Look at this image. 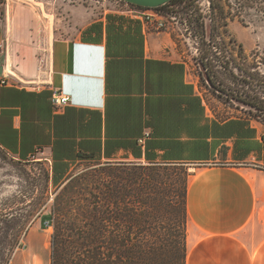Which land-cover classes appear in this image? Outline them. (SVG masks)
I'll return each mask as SVG.
<instances>
[{
    "label": "crops",
    "instance_id": "0c3cea01",
    "mask_svg": "<svg viewBox=\"0 0 264 264\" xmlns=\"http://www.w3.org/2000/svg\"><path fill=\"white\" fill-rule=\"evenodd\" d=\"M9 1L0 4V67L40 84L39 72L22 73L15 55L41 52L42 78L51 86L0 85V148L19 162L40 158L60 168L186 167V264H264V153L243 150L247 140L263 147L264 131L244 118L220 117L182 54L158 44L161 32L105 15L64 39L38 29V19L21 20L32 5L15 0L21 4L10 13ZM52 89L68 95L70 105L56 111ZM147 127L152 138L140 148ZM40 231L28 232V256L16 255L13 264H50L43 241L30 248Z\"/></svg>",
    "mask_w": 264,
    "mask_h": 264
},
{
    "label": "rangeland",
    "instance_id": "374dc122",
    "mask_svg": "<svg viewBox=\"0 0 264 264\" xmlns=\"http://www.w3.org/2000/svg\"><path fill=\"white\" fill-rule=\"evenodd\" d=\"M22 1L26 7L32 5L30 12L20 14L22 21L38 19V29H55V36L64 39H74L86 25L105 15L127 11L124 2L115 0ZM16 3L21 4L9 1L10 13ZM159 11L167 22L165 29L157 31L161 32L158 44L164 40L182 54L192 77L199 75L201 91L224 112L220 117L244 118L264 131V113H250L249 108L220 96L206 82L199 63L207 48L202 43L213 35L215 47L209 63L219 72L216 84L222 81L235 90L238 82L240 93L263 98L264 0H181ZM42 54L27 48L15 56L22 63V73L39 72L43 82L45 73L37 71ZM230 56L256 75L257 81L244 83L242 78H249L236 69L231 81L232 66L228 70L219 63L225 65ZM188 173L181 166L78 163L55 185L49 163L40 158L19 162L0 148V264H13L18 254L28 256L23 251L29 250L27 235L32 228L43 232L34 237L30 248H38L37 243L43 241L50 264H182Z\"/></svg>",
    "mask_w": 264,
    "mask_h": 264
},
{
    "label": "trees",
    "instance_id": "16d2710c",
    "mask_svg": "<svg viewBox=\"0 0 264 264\" xmlns=\"http://www.w3.org/2000/svg\"><path fill=\"white\" fill-rule=\"evenodd\" d=\"M181 0H173L170 3H168L165 6L160 7L157 10H161L162 8H165L168 5H174L178 2H180ZM213 7V5H212ZM139 8V7H138ZM116 18V16H112V15H108V19H114ZM117 19L120 20H124V17H118ZM205 37V36H204ZM213 35H211L209 37V41L208 43H205V41H203V45H205L207 48L203 49V53H202V57H200L199 59V63L202 66L203 72H204V76H205V80L208 83V85L213 88L216 92H218L220 94V96H225L228 100L235 101L238 104H241L247 108H249L250 113H264V97L261 98V96H259L258 94H252L251 93H240L237 89L239 86V83L237 82V87L235 90H233L232 88L228 87L227 85H224V83L222 81L219 82V84H216V82L214 81V78H218L216 77L218 70L216 69V67L214 68V66L212 67L209 63V58L213 57L212 56V50L215 47V43L213 42ZM205 40V39H203ZM224 62V61H223ZM221 61H219V63L221 64L222 67H225L226 69L229 68V65L232 66V70H229V73L231 74V81L234 78V73L232 74V71L234 69H236L238 72H241L242 74H244L247 78H249L250 81H245V79L242 78L244 83H250V82H255L257 81V77L256 75H252L250 73H248L245 69H243L240 65H238L236 63V61L234 60V58L232 59V57L230 56L228 59V62H225V65H223ZM236 79L238 80V78L236 77ZM264 86V85H263ZM264 92H261V94H263ZM245 96V97H243ZM249 123H244L241 121H238V125H248ZM253 134V138L256 137V131L253 130L251 131ZM242 138H249L247 136H243ZM264 144V141H263ZM260 148L262 149L263 153H264V145L263 147H260L257 143V141L253 140V141H245V146L244 149L246 151V155L247 156L249 154V152L251 151V149H257ZM239 160H244V159H239ZM69 167L66 166L64 168H60L57 165H53L52 166V171H53V183L55 185H58L61 181H63L64 177L66 176L67 172H68ZM186 192H187V180H186V185H185V191H184V208H185V216H186V220H187V212H186ZM99 248L98 246H96L93 250L92 253H96L98 252ZM183 251L185 254L184 260L182 261V264H186V257H187V244H186V235H184V245H183ZM95 254V255H96Z\"/></svg>",
    "mask_w": 264,
    "mask_h": 264
},
{
    "label": "built area",
    "instance_id": "2783aa9c",
    "mask_svg": "<svg viewBox=\"0 0 264 264\" xmlns=\"http://www.w3.org/2000/svg\"><path fill=\"white\" fill-rule=\"evenodd\" d=\"M127 11L123 13V15H126L127 17L138 21L142 23V25L148 30V31H161L166 28V16L162 14L161 11L157 9H143L138 8L135 6H129V4H126ZM39 68L38 70H41V73H45V69L47 67V60L44 57H41L39 59ZM19 83H23L20 80H18L15 77L9 76L5 74V70L2 74H0V85L3 86H19ZM25 84V83H24ZM24 88L32 89L31 85H21ZM51 86L50 83H48L46 80L43 81L40 85H37L33 89H40L42 87ZM52 104L56 111L62 110L71 103V98L68 95L63 94V92L59 89H52ZM152 129L150 127H147L144 129L142 136L138 139V145L140 148H145L148 141L152 138ZM261 140L264 141V134L261 136ZM34 158H32L33 160ZM46 228L50 229V225H46Z\"/></svg>",
    "mask_w": 264,
    "mask_h": 264
},
{
    "label": "water",
    "instance_id": "95a60500",
    "mask_svg": "<svg viewBox=\"0 0 264 264\" xmlns=\"http://www.w3.org/2000/svg\"><path fill=\"white\" fill-rule=\"evenodd\" d=\"M115 1H121L126 4L143 8V9H159L162 6L167 5L173 0H115ZM4 71V67H0V74H2Z\"/></svg>",
    "mask_w": 264,
    "mask_h": 264
},
{
    "label": "bare ground",
    "instance_id": "6f19581e",
    "mask_svg": "<svg viewBox=\"0 0 264 264\" xmlns=\"http://www.w3.org/2000/svg\"><path fill=\"white\" fill-rule=\"evenodd\" d=\"M27 1H33V0H27ZM8 72H9L13 77H15V78L21 80V78H20L19 75L16 73V71H14V69L8 68ZM40 84H41V83H40ZM28 85H38V84H35L34 82H30V83H28Z\"/></svg>",
    "mask_w": 264,
    "mask_h": 264
}]
</instances>
